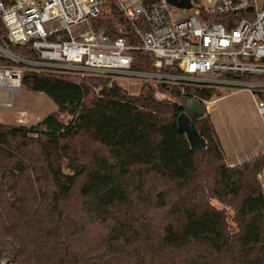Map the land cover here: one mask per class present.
Returning a JSON list of instances; mask_svg holds the SVG:
<instances>
[{"label": "trees", "instance_id": "trees-1", "mask_svg": "<svg viewBox=\"0 0 264 264\" xmlns=\"http://www.w3.org/2000/svg\"><path fill=\"white\" fill-rule=\"evenodd\" d=\"M113 5L98 19L139 46ZM139 25V23H137ZM7 30L0 20V36ZM14 53L38 60L26 48ZM135 70L155 72L133 53ZM23 69L21 88L48 96L37 126L0 124V264H264V154L230 167L205 116L214 87L144 83L132 94L108 76ZM163 72H168L163 69ZM159 92L168 99H158ZM202 114L196 148L180 124L187 104Z\"/></svg>", "mask_w": 264, "mask_h": 264}, {"label": "built area", "instance_id": "built-area-1", "mask_svg": "<svg viewBox=\"0 0 264 264\" xmlns=\"http://www.w3.org/2000/svg\"><path fill=\"white\" fill-rule=\"evenodd\" d=\"M189 3L187 8L169 0H0L7 30L5 38L0 36V59L81 77L180 86L183 96L189 85L236 88L254 99L264 123V0ZM107 5L121 15L119 23L112 18L118 29L122 22L132 25L139 46L99 27ZM16 48L34 52L38 60L16 55ZM139 50L153 58L157 71L133 68ZM22 77L23 69L0 67V89L12 93L0 106H14ZM259 179L264 190V173Z\"/></svg>", "mask_w": 264, "mask_h": 264}, {"label": "rangeland", "instance_id": "rangeland-1", "mask_svg": "<svg viewBox=\"0 0 264 264\" xmlns=\"http://www.w3.org/2000/svg\"><path fill=\"white\" fill-rule=\"evenodd\" d=\"M113 78L132 94H137L144 84L118 76ZM214 88L222 97L215 95L212 102L205 104L203 113L211 119L216 129L226 161L236 166L264 154V123L256 112L254 99L245 92H238L239 89L236 88L222 86ZM235 91L236 94H232ZM153 95L158 99H168L159 92ZM11 99L12 93L8 89H0V104L10 102ZM52 113L58 114L64 122L70 120L69 116L58 113L57 106L45 94L21 88L12 108L0 106V124L34 127ZM249 133L252 134V140L255 139V142L251 141V145Z\"/></svg>", "mask_w": 264, "mask_h": 264}, {"label": "water", "instance_id": "water-1", "mask_svg": "<svg viewBox=\"0 0 264 264\" xmlns=\"http://www.w3.org/2000/svg\"><path fill=\"white\" fill-rule=\"evenodd\" d=\"M172 4L178 6V7H190V0H169ZM188 110H189V117L184 115L180 119L181 127L184 131L187 132L189 135V138L193 145H195L196 148L204 149L205 148V142H203L194 132L193 130V121H190V118L194 120L195 118H198L202 111L196 102H189L187 104Z\"/></svg>", "mask_w": 264, "mask_h": 264}, {"label": "crops", "instance_id": "crops-1", "mask_svg": "<svg viewBox=\"0 0 264 264\" xmlns=\"http://www.w3.org/2000/svg\"><path fill=\"white\" fill-rule=\"evenodd\" d=\"M212 102V101H211ZM248 138H249V140H250V142H249V145H251L252 144V142H255V139H253L252 140V134H250L249 133V135H248ZM252 141V142H251ZM247 147V146H246ZM226 156V155H225ZM257 157V156H256ZM255 158V157H254ZM227 159V158H226ZM252 160V159H251ZM250 161V160H249ZM247 162V161H246ZM226 163L230 166V167H234L233 165H230L227 161H226ZM245 163V162H244ZM242 164V163H241ZM238 165H240V164H238ZM237 166V165H236Z\"/></svg>", "mask_w": 264, "mask_h": 264}]
</instances>
